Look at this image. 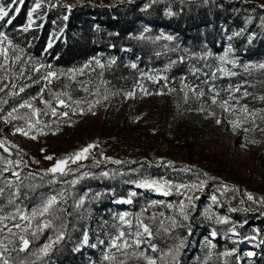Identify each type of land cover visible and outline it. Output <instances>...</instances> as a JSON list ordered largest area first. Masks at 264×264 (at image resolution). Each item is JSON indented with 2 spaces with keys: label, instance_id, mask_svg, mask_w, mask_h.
<instances>
[{
  "label": "trees",
  "instance_id": "obj_1",
  "mask_svg": "<svg viewBox=\"0 0 264 264\" xmlns=\"http://www.w3.org/2000/svg\"><path fill=\"white\" fill-rule=\"evenodd\" d=\"M26 1L28 2V0ZM210 1L212 2L211 5H203V0H165L164 4L160 3L158 0H155V3H153L152 0H131V2H129V0H120L116 4L117 6L111 7L109 5L82 6L84 8H81L79 13H73L78 10L69 13L67 9H64V14L69 18L67 21L62 19L58 22L61 24V27L64 28L63 36H61L64 37L65 40L59 43V45H61L60 54L56 52V46L53 48L51 47L52 49L50 48V61H52L51 63L53 64L62 65L63 68L68 69L69 67H72L70 66L72 63H74L73 67L75 65L82 66L92 57H100L105 64H107V61L110 58L115 57L116 64L112 65L111 68L106 67L101 69L93 62L91 68L86 69L81 76L82 78L91 77L93 79V82L90 83L91 85L96 83L94 79L98 78L100 72V75L102 76H99V79H101L103 82L102 85L104 86L101 87L100 90L102 88L106 89L105 96H107L106 100H108V103L118 106L121 103V97L124 96L123 93L130 90L137 79H141L138 76V70L130 67L131 63L135 62L138 66L139 62H142V56L144 57L145 55L150 54L151 58L149 57L150 60H147V66H143V68H146V71L149 72V74H154L151 70H163L164 64L168 63L170 59H176L177 56L183 55L185 56L183 63H177L167 72L163 73L167 76V80L159 81L156 84H158L166 94L169 93V91L167 87H164L165 84L174 89L172 92L180 93V95L178 94V97L172 96V106L175 109L173 114H185L177 116L179 118L178 120L181 121L183 125H193L196 132L208 133V131H211L210 127L206 125V123L201 122L204 111L202 114L198 109L203 107L212 111L214 107H219L220 109H218V111L220 112H217V114L224 113L219 103H212L210 97L215 93L208 91L210 86H214L219 92L220 95L218 100L228 99L227 90L230 85L232 87L239 86V104H246L249 110L257 104L259 105V95H261V92H264L263 84L259 85L257 82L253 85L251 82L248 84L247 76H251L250 73H252V68L250 71H245L244 68L240 66L232 68L231 64L221 65L218 59L219 56L225 55L226 49H230L227 56L230 58H232L234 54L238 56V65L246 64L247 61L250 62L247 63L250 65L264 62V22L261 21V17L264 16V10L258 6L248 5L247 3H239L236 5L233 3H222L218 0ZM9 2L10 0H0V3L4 6ZM33 2L28 3L27 8H24V10L19 12V14L21 13L20 16L18 14L14 17L13 26L7 29L9 35L20 34L23 39L22 42L26 41V43L31 39L33 32L29 31L24 33L23 31H13V28L24 24L25 18L21 17ZM51 3H56V0H51ZM145 4H148L149 6L145 8ZM44 9L48 13V18H50L49 15H52L50 13H52L53 9H48L47 5H45ZM248 16L252 17V22L245 23ZM46 19V17L43 18V20ZM53 25L54 24H52V26ZM145 28L149 29L145 35L151 39H135L134 37L139 36ZM86 29L95 33L92 35L93 38H99L96 46L93 43L94 46L92 48L94 50L89 44H85L83 50L79 49L78 46L70 45L71 42L74 43V41H77L74 37H76L78 32L81 30L87 31ZM235 33L240 34L234 35ZM250 34L251 39H249ZM167 35H171L173 41H166L163 39L155 40V37L157 36ZM37 38L35 37L33 44L39 41ZM93 41L95 40L93 39ZM103 45L106 47H104L103 50H100L99 47ZM118 45L119 48L115 49ZM176 46H179L176 52L168 50L175 48ZM95 49L98 50L95 51ZM139 49H142L141 52ZM185 49L188 51L185 52ZM156 52H160L161 55L157 57L155 55ZM76 53H79V56H75ZM193 53L196 55L193 56ZM202 53L211 54L207 61L201 58ZM194 66L201 69L196 75L191 71ZM221 66L235 71L237 75L231 77L221 76V74L217 72L215 78H211L212 70ZM138 69L141 70L142 66H138ZM256 71L263 70L258 69ZM254 74L252 75L253 77L259 78L261 76L260 72H255ZM181 76L185 78V84L189 86L193 84L196 85L197 89L203 90L205 95L199 96L197 92V95L193 96V89L191 87L184 88L181 85ZM144 79L147 81L146 78ZM99 84H101V82H99ZM35 89L36 87H32L29 91H34ZM245 91L249 93L248 96L243 95ZM185 92H187L188 95L187 102H185ZM87 93L97 96L96 92ZM87 93H83L81 97H88L89 95H87ZM79 99L82 100L83 98ZM229 103H235V101L230 100ZM55 106L56 104L53 105V107ZM172 122L173 118L170 116L171 125H173ZM166 128L163 129V131L168 133V128ZM184 129L185 125L183 130ZM147 148L148 146L143 145L138 148L139 152L137 153L146 152ZM148 160L131 158V160L126 161L125 164H117L116 166L90 167V169H85L82 173H92V175H82L75 185L71 184V178L70 184L64 181V186L57 182L54 184L50 183L47 178L43 180L39 178L38 180L32 181L26 172H22V169L19 170V181H17L20 186L23 183H27L29 187L30 185L37 186L35 190L31 191V196H34L36 192L39 191H42L45 196L63 192L65 195H63L65 201L63 207L66 210H68L67 208H70L69 200L71 196H69V194L72 187L73 191L74 188L78 190V195L80 196L88 194L90 197V205L85 207L87 210L86 213L83 212V216L86 217L88 210L94 209L95 212H99L97 220L95 219V222H97L91 225V234L94 238L88 239L89 244H97L98 240L105 241L104 245L97 246L99 248L98 255L95 251L91 250V247H88L87 244L84 245L80 243L83 239L84 229L87 230L85 228L87 222L86 218H84L76 221L80 226V229L75 236H71L72 240L65 245L61 243L56 247L57 249L54 247L55 250L54 252L52 251L53 253L50 252L48 254V259L44 258L45 260L42 261L41 259H37V257L29 255L26 257V254L30 251V247L26 252L19 253V256L21 258L29 259L32 264H92V259L97 261V259L99 260V255H103V249L107 246L109 237L107 234H116L113 222L116 221L120 213L128 211V213L132 214V217L135 219V214L140 213L142 208L147 207V211L143 213V219H146L145 215L151 214V216H153V214H157L158 216L161 212L165 214L164 218L166 219L167 216L172 214L167 208V204H178L179 200H181L179 194L174 190L170 192L168 197L166 196L167 198H163L153 189L138 188L133 181H139L143 178L151 177L171 180L174 183L188 184L198 178L206 179L203 176V174L206 173L204 170H195L192 166L187 165L188 167L193 168L194 171L187 172L182 171L184 165L176 164L175 161L172 162L171 166H167L165 164L162 165V163L158 164L156 159L153 160L148 157ZM13 169L14 168L11 167L7 172L11 177V171H13ZM105 171L109 173V176L102 177L100 174ZM197 173L200 174L199 177L196 175ZM206 181L209 180L206 179ZM211 183L212 182L207 183L206 186L212 187L213 184ZM0 187L5 189L4 193L0 195V208L6 206V204L10 207L8 205L9 192L15 190L12 188L10 189L7 183ZM130 192L136 193L135 196L131 197L133 202H123L129 199ZM19 193L18 197L22 196L24 191L19 188ZM95 193H100V197L91 198L94 197ZM160 198H163L164 200H160ZM223 200L224 199L221 200L223 208L217 207L214 210H209L206 208L207 202L201 199L200 204H195L196 208L193 210L190 220L184 222L185 227L179 228L180 231L178 233H181L183 236H190L192 234L193 236L199 235V237L203 236V240H211L216 246L215 253L235 248L236 253L227 258L229 264H237L235 260V256L237 255L240 257L239 264H264V216L260 215V209L252 212L245 211L243 214H237L235 216L233 215L229 224L221 225L216 223L214 217L217 215L225 216L227 211H229L230 207L227 204L228 202H224ZM17 201L24 202L21 198L19 200L17 199ZM17 201H14V203ZM151 201H163L164 204H157L153 207H148ZM28 205L29 206L26 207L31 208L32 202L28 203ZM22 206L24 207V205ZM202 213H205V215H202ZM208 213L212 214L213 219L208 218ZM159 218L160 217L158 216L154 227L159 226ZM233 225H235L237 231L241 233L240 239L233 237L232 234L227 231V229ZM189 226L191 229L190 235L188 234ZM213 230L218 233L214 238L210 235ZM254 234L257 235L256 240L242 239L244 235L250 236ZM54 235L55 232H53L51 228L44 229L39 237L35 239L34 246L40 247L44 244L45 239L48 241L49 236ZM69 236L70 233L66 231V237ZM1 240H4V243H8L7 239ZM160 240L163 241L164 246L165 242L168 243L166 244L167 246L172 243L170 239H166L164 236H155L153 242L158 244L160 250H164ZM145 246L149 253L159 258L160 251L152 253L151 248L147 245ZM74 248H81L84 251L86 250V254H92V258H90V260H86V258L82 259L80 250H74ZM196 251L197 250H191L192 253L187 252L186 258L192 257V255L197 256ZM244 251L253 252L254 255L248 257V252ZM215 253L209 261H205L202 255L198 256L197 259L199 262L197 261L193 264H200L201 261L205 264H224L223 258L218 259ZM15 254L17 255V253ZM182 264L188 263L182 262Z\"/></svg>",
  "mask_w": 264,
  "mask_h": 264
},
{
  "label": "rangeland",
  "instance_id": "obj_2",
  "mask_svg": "<svg viewBox=\"0 0 264 264\" xmlns=\"http://www.w3.org/2000/svg\"><path fill=\"white\" fill-rule=\"evenodd\" d=\"M33 1L34 0H28L27 2L25 0L23 5L17 6L20 7L21 10H24V8H27L28 3ZM119 1L120 0H56V3H71L74 5V10L72 9V12L78 10L77 12L73 13H79V10H81V8H84L82 6L86 7L87 5H109L111 7L117 6L116 4ZM158 1H160V3L162 4H164L165 2V0ZM218 1L226 4L233 3L236 5H238L239 3H247L248 5L258 7H260L261 4H264V0ZM202 4L206 5L204 2ZM207 4L211 5L212 2L209 0ZM0 5L2 4L0 3ZM64 9L65 8L63 7L54 8L52 13H50L52 15H49L50 18L46 16V20H38L37 24L39 26H34L29 30L32 31L33 34L31 39H29L27 43L26 41L22 42L23 39L20 34H10L14 42L23 46L26 52L30 53L31 58H34L36 61L42 64L52 65L53 71L58 72V70L60 69L65 70L64 75H59L58 73V78H52L51 84H48L47 87H45V82L40 81L39 77L36 76V74L33 72L25 71L24 75H20L19 73L21 69L19 64L13 65L8 73L0 70V77L5 75H7L8 77L7 79H0V88H5V86L7 85L5 91L0 92V102L4 100L8 101L7 104H3L2 106H0V114L6 115L7 111H9L12 107L16 106L23 100H27L29 99V97L36 96V94L42 87H45V91L41 95H43L44 99L50 101L51 107L56 104L55 107L57 108L58 112L65 111L68 113L66 117H61L59 115L53 117L51 115L49 107L41 104L39 102L40 97H37L36 100L32 101L33 105L41 109L42 112H48V115H42L40 117L42 122L40 125V131L32 130L29 136H23L19 133H16L13 126H23L27 130V125L24 121H12L11 124H5L3 120H0V140H3L5 147L8 148V151H5L3 147H0V186L6 184L8 180H11L13 185L12 189L16 190V187L18 186L21 190L24 191L22 196L18 197V200L21 198L24 202L17 201L16 203H18L22 208L25 207L30 211L31 208L26 207L29 206L28 203L32 202V205L38 203L39 197L43 195V192L39 191L36 192L34 196H31V191L33 190V188L29 187L27 183L21 184V186L23 187L22 188L19 185L17 179L13 178V176L11 177L10 175H8L7 172L2 171L4 167L7 166L9 167V169L13 167V171L16 168L15 171L17 172L22 169V172H26L28 175L30 173H34L35 175H29L31 180H38L39 178L41 179V177L44 176L42 170L50 167L56 159L73 154L87 144L94 143L97 146L89 150L85 159L79 160L74 164L71 162L67 164V168L74 169V171L64 176H60L59 174H57V183L64 186V181H66L70 184L71 178L73 179L77 176L81 177L80 174L85 171V169H90V167H108L110 165L116 166L117 164H125V162L131 160V158L148 160L149 157L153 160H157L158 158L163 157L164 161H175L176 164L192 166L195 170H204L208 174L206 179H208L209 181H206L204 189L198 190L194 193L195 196L198 197V199L194 201L196 205L200 204V200L203 199V201L205 200V202H207L206 208H208L209 210H214L217 207L223 208V206L221 205V200L224 199L223 201L228 202L227 204L230 208L241 209L239 211H235L237 213L227 211L225 216L229 217L230 220L233 215L235 216L237 214H243V212H245L243 210L244 208H249L247 212L259 210L260 206L247 201L246 197L243 196V193L245 191L251 192L257 199L264 196V131H261V129H264V119H261V113H258L256 117L257 128L250 130L248 133H244L242 128L233 130V126L228 121L229 119H234L235 117H232L229 113L224 112L218 115L217 112H220L218 111V109L220 108L214 107L212 112H214L215 115L209 116L207 114L209 110L205 108L204 114L203 111H201V113L203 114L201 122L206 123V125L210 127L211 131H208V133H199L196 132L193 125L187 124H184L185 129L183 130L184 125L183 123H181V121L178 120L179 118L177 116L183 115L184 113L173 114L175 109L172 106V96L178 97V94L180 95V93L169 92L166 94L158 84L148 80L146 81L144 78H141L139 76V72L138 76L143 82L145 81L144 84L147 86L150 92L154 93L156 90L160 89L162 90L163 94H153L145 96L140 93L138 88L136 89V94L134 97L125 98L124 96H122L121 103L118 106L108 103V100L104 99L106 89L102 88L100 90L101 87H104L102 85L103 82L101 81V79H99V76H102L100 75V72L98 78L94 79L96 83L90 85V83L93 82V79L91 77L82 78L80 74H77L73 78L71 73H67V68H63L62 65L53 64L51 63L52 61H50V48H48L47 45L49 43L50 35L53 32H59V28H61V24H59L58 21L62 20L65 16ZM27 11H25V13H23L21 17L25 18L24 24L26 23L27 19ZM44 11L46 10L44 9ZM12 14L14 17L18 15L14 11ZM20 15L21 13L19 14V16ZM53 20H55V23H53ZM52 24L54 25L52 26ZM86 30L87 31H79L76 37H74L77 39V41H74V43L71 42L70 45L76 47L78 46L81 50H83L85 44H89L91 48L94 45L96 46V44H98L99 38H93L92 35H94L95 33L89 31L88 29ZM61 35L63 36V33H59L58 38L54 39L52 43V48L56 46V52H58L59 54L61 51V45H59V43L65 40ZM35 37H38L37 40L39 41L33 44V40L35 39ZM93 39L95 41H93ZM104 47L106 46L103 45L99 48L100 50H103ZM118 48L119 45L115 49ZM96 50L98 49H95V51ZM141 50L142 49H139L140 52ZM75 56H79V53H76ZM149 57L150 54L145 55L144 57L142 56V62H139L138 65L142 66L141 70L145 72L147 71L146 68H143V66H147V60H150L151 58ZM228 58H235L237 60L239 57L234 54L232 58ZM24 59H29V57L26 56L24 57ZM247 63L250 62L247 61ZM73 65L74 63H72L70 65L72 67L69 68H73ZM24 67L27 68L28 65H25ZM74 67L79 68L81 66L75 65ZM252 69V73H250L251 76H247L248 84L251 82L253 85L257 82L259 85H264V70L256 71L258 70L257 68ZM13 72L15 73V75H13ZM255 72H260L261 76L259 78L253 77L252 75ZM30 77H35L37 82H33V79H31ZM81 82L88 85L89 91L84 90ZM99 82H101V84H99ZM12 83L16 84L15 88L12 87ZM24 85H27V87L24 88L23 92H20L19 88ZM32 87H36V89L34 91H29V89ZM49 90H51V94ZM94 90H98V92L102 93H99V95L97 96L87 93L95 92ZM9 92H16L17 95H8ZM64 92H67L68 96H63L62 94ZM83 93H87V95L89 96L81 97ZM261 96H264V92H261V95H259V97ZM57 98H63L67 104L71 105V107L65 108L63 106L57 105ZM79 98L83 99L80 100ZM97 100H99V103H97ZM75 101H79L80 104L77 105ZM89 103L92 104L91 110H89ZM72 107H75L77 109L75 113L72 112ZM80 108L84 109L83 113L80 112ZM252 109L264 111V101L260 100L259 105L257 104ZM18 111L20 114H24L28 112V109H19ZM170 116H172L173 118V125L170 124ZM136 117L140 118L136 119ZM217 118L222 120L220 124H217L215 122ZM249 120H251V118H249ZM44 124H47L48 127H44ZM245 126L250 127V124ZM166 127L168 128V133L163 131V129H165ZM32 136H36V139H32ZM252 140H255L257 142L251 143L250 141ZM143 145L148 146L146 152L144 151L142 153H137L139 152L138 148ZM17 153H19V155H17ZM101 153H103L104 157H111L112 159H102ZM46 155L53 156V160H46ZM18 159L22 160L23 163L20 165H15V161ZM7 160H12L14 162L13 165H7ZM97 161H99V163H97ZM114 161H121V163H115ZM162 165L164 164L162 163ZM50 177L51 174H48V177H45L44 179L47 178L48 182H50ZM209 182H212V187L206 186ZM221 184L227 186L226 191L220 188ZM72 189L73 187L70 189L69 194V196H71L69 200L70 208H67L68 210L65 211L64 221L65 231L70 233V236H65V239L59 244H53V247L51 251H49V253L52 251L54 252L55 248L61 243L65 245L72 240L71 236H75V234L80 229V226L76 223V221L79 219L86 218L87 223L85 228L87 230L84 229V231H88V239L94 238V236L91 234V225L97 222H95V219L97 220L99 212H95L94 209L88 210L86 217H84L83 212L86 213L87 210V208L85 207L90 205L89 198L86 199L85 203L82 206H75V201L79 199L80 195H78V190L76 188H74V191ZM156 193L160 194V196H162L163 198H167L169 196L167 195L166 197L165 195L157 191ZM178 194L181 199L184 198L182 193ZM192 194L193 193L189 192V195ZM212 195H217L219 197L218 203H212V201L210 200V196ZM163 198H160V200H164ZM242 199L245 201L244 204L240 203ZM22 205H24V207ZM2 208L5 212L13 211V208L11 206L8 207L7 204ZM192 213L193 211H191V215ZM145 216V220L147 221V218L151 217V214ZM118 217L116 221L113 222V225L119 223ZM134 220L135 219L133 218V221ZM13 223L14 221L11 220H7L4 222L5 227L3 229H0V240H8L7 228H10L11 224ZM57 223L59 222L57 221ZM33 226L35 227V223L33 224ZM13 230L15 231V229ZM51 230L55 232L54 229ZM174 231L177 235H181V233H178L180 231L179 228L175 229ZM107 236L109 235L107 234ZM185 237H187L186 246L181 251V254L179 256L180 264H182V262H187L188 264L196 263L198 261V256L202 255L204 257L207 254V241L203 240V236L199 237V235L193 236L192 234ZM2 241L4 243V240ZM45 242H47L46 239L44 243ZM160 243L163 246L164 250L168 246H170L166 245L168 244L167 242L164 243V246L163 241L161 240ZM4 244L8 245V243L6 242ZM34 244L35 239L30 244V251H28L26 257L28 255L33 256L32 252H35V250L39 248L34 246ZM8 246L10 247V245ZM87 246L91 247V244L88 243ZM215 249L216 246L213 249L214 253L216 252ZM78 250H80L81 252L82 259L86 258V260H90V258H92V254H86V250V252L81 248H78ZM91 250L95 251L96 254L99 252L98 247H91ZM141 250L146 252L148 255H152L151 253H149L147 247L144 244L141 245ZM191 250H197V256L192 255V257L186 258L187 252L192 253ZM12 255L16 256L15 252H13ZM99 256V260L97 259V261L95 259H92V264H107V262L102 261L103 255ZM44 258L48 259V255L43 256L40 259L43 261L45 260ZM200 264L205 263L201 261Z\"/></svg>",
  "mask_w": 264,
  "mask_h": 264
},
{
  "label": "snow or ice",
  "instance_id": "obj_3",
  "mask_svg": "<svg viewBox=\"0 0 264 264\" xmlns=\"http://www.w3.org/2000/svg\"><path fill=\"white\" fill-rule=\"evenodd\" d=\"M25 0H10V2L4 6L0 5V70H2L5 73H8L13 65L20 66V75H24L25 71L33 72L36 74V76L39 77L40 81L45 82V87H47L48 84H51L52 78L56 77L58 78L59 75H64L65 70L60 69L57 71H53L52 65L42 64L38 61H36L34 58L30 57V53L26 52L25 48L21 46L20 44L14 42L13 38L9 35L8 28L13 26L14 22V16L13 11L17 14L21 11V8L17 5H23ZM131 2V0H129ZM153 3H155V0H152ZM205 4L209 2V0H203ZM45 5H47L48 9H54L58 7H63L67 9V11L70 13L73 9V4L71 3H51V0H34V2L31 4V6L28 8L27 11V19L26 23L23 25H18L13 28V31H23V32H29L30 29H32L34 26H39L37 24V21L40 19H43L47 16V12L44 11ZM149 5L145 4V8H147ZM260 8L264 9V4L260 5ZM12 10V11H10ZM171 14V13H169ZM68 16L65 15L63 17L64 21L68 20ZM261 21L264 22V16L261 17ZM252 22V17L248 16L245 23ZM55 23V21H53ZM64 28H59V32H53L50 35L49 43L47 45L48 48L52 47L53 40L58 38L59 33H63ZM149 31L148 28H145L143 32L139 34V36L134 37L138 40H148L151 39L150 37L146 36L145 33ZM240 33H235L234 35H239ZM166 40V41H173V37L171 35L167 36H157L155 37V40ZM249 39H251V34L249 35ZM114 46V45H113ZM167 47V46H165ZM179 46H176L175 48L168 49L169 51L176 52L177 48ZM230 49L225 50V55L219 56L218 59L221 63V65L224 64H231L232 68H236L238 66L243 67L245 71H250L251 68H258L261 70H264V63L250 65V64H243L238 65V62L235 58L229 59L227 56V53ZM185 52L188 50L185 49ZM155 55L159 57L161 55L160 52H156ZM196 54L193 53V56ZM210 53H202L201 58L205 61L208 60ZM29 57V59H24V57ZM185 59V56L180 55L177 56L176 59H170L168 63L164 64L163 70H157L153 69L151 70L154 74H149L148 72H145L143 70H139L137 63L133 62L130 64V67L132 69H137L139 72V76L141 78H146L148 81H151L153 83H157L159 81H166L167 76L163 73L167 72L170 68H172L177 63H183ZM95 63V65L101 69H104L106 67L111 68L112 65L116 64V58L112 57L107 61V64L100 58V57H92L87 61L85 64H83L81 67L76 68H68L66 71L67 73H71L72 77L74 78L77 74L83 75L84 71L86 69H90L92 63ZM28 65L27 68L24 66ZM192 73L194 75L198 74L201 69L197 67H193L191 69ZM219 72L221 76H236L237 73L235 71H232L230 69H226L225 67L221 66L219 68H214L212 70V77L215 78L216 73ZM46 73V74H42ZM13 75L15 73L13 72ZM7 75L0 77V79H7ZM33 79V82H37L35 77H30ZM180 83L184 88L191 87L193 89V96L197 95V92L199 96H204L205 93L203 90H198L196 85H187L185 84V78L183 76L180 77ZM82 87L85 91H89V87L86 84H83L81 82ZM7 85L5 86V88ZM12 87L15 88L16 84L12 83ZM27 87V85L21 86L19 88L20 92L24 91V88ZM45 87L40 88V91L36 94V96L29 97L27 100H23L16 106L12 107L9 111H7L5 114H0V120H3L5 124H11L12 121H24L27 125V130L23 126L15 125L14 131L16 133H19L23 136H29L32 130L40 131V125H41V119L40 117L48 115V112H42L41 109L35 107L32 103V101L36 100L37 97H40L39 102L41 104H44L49 107L51 115L53 117L59 115L61 117H66L68 115L65 111H59L56 107H51L50 101L44 99L42 93L45 91ZM164 87L168 88L169 92L174 91L173 88L168 87L166 84ZM5 88H0V92H4ZM139 88L140 93L143 95H162V90L158 89L154 93L150 92L147 88V86L143 83L141 79H137L135 81V84L133 87L125 91L123 93L125 98L134 97L136 94V89ZM97 95L98 90H94ZM208 91L211 93H215L210 97L213 104L219 103L220 107L222 108L223 112L229 113L232 117H235L234 119H229V123L233 126V130L242 128L244 133H248L250 130L257 128L256 124V117L258 113H261V119H264V111L258 110V109H252L249 111L248 106L240 105L239 104V93L240 88L229 86L227 90L228 99L218 100L219 92L215 89L214 86H210L208 88ZM51 94V90H49ZM8 95L14 96L17 95L16 92H9ZM63 96H68L67 92H64L62 94ZM244 96H248L249 93L245 91L243 93ZM104 99H107V96L104 97ZM261 101H264V96L259 97ZM188 100L187 92H185V102ZM235 101V103H229V101ZM8 101L4 100L0 102V106L3 104H7ZM57 105L63 106L65 108L71 107V105L67 104L63 98H57L56 100ZM77 105L80 104L79 101H75ZM97 103H99V100H97ZM92 104L89 103V110H91ZM19 109H28L27 113L20 114ZM72 112H76V108H71ZM81 113H83L84 109H79ZM199 111H205V108L201 107L198 109ZM207 114L209 116H214L215 113L212 111H208ZM140 117H136V119H139ZM251 118V120H249ZM217 124H220L222 122L221 119L217 118L215 120ZM245 126V125H249ZM44 127H48L47 124H44ZM261 131H264V129H261ZM32 139H36V136H32ZM251 143H256L257 141L252 140ZM94 143H89L83 148L77 150L73 154H70L68 156L58 158L55 160L54 163L51 164L50 167L43 169L42 172L44 173V176L41 177V180H43L45 177H48V174H51L50 177V183H56L57 182V174L60 176H64L72 171L74 169L67 168V164L69 162L76 163L79 160H83L86 158V155L88 154L89 150L96 147ZM0 147H3L5 151H8V148L5 147L4 141L0 140ZM43 151V149H42ZM19 155V153H17ZM102 159L111 160V157H104L103 153H101ZM46 160L52 161L53 156L46 155ZM115 163H121V161H114ZM12 160H7L6 164L11 166L13 165ZM23 161L18 159L15 161V165L22 164ZM99 163V161H97ZM157 163H163L167 166L172 165V161H164L163 157H160L157 159ZM10 169L9 167H4L2 169L3 172H8ZM182 171L192 172L194 171L193 168L184 166L182 168ZM12 176L15 177L19 181V175L17 171H12ZM30 176L35 175L34 173H30ZM82 175H92V173H82ZM102 177L109 176L108 172H102L100 174ZM199 177V173L196 174ZM203 176L206 178L207 173H204ZM80 178V176L74 177L71 180V184L75 185L77 183V180ZM136 183L138 188H146V189H153L157 192L162 193L163 195L167 196L170 194L171 191H175L177 193H182L183 199L179 200L178 204H168L167 208L172 213L171 215L167 216L166 219L165 214L163 212L159 213L158 216L160 217L158 220L159 226L154 227L155 222L158 219L157 214H153V216L148 217L147 221L143 219V213L147 211L146 208H142L140 213L135 214V220L133 221L132 214L127 212H122L119 214L118 220L119 223L114 225L116 234L108 233L109 240L107 242V246L103 249V256L102 261L107 262V264H180L179 256L181 254V251L186 246V239L187 237L183 235H177L174 231L178 228L185 227L184 222L190 220L191 211L195 210L196 205L194 201L198 199V197L195 196V192L198 190H203L206 184V179H197L194 180L188 184L184 183H174L171 180H164L163 178H143L139 181H133ZM8 187L11 189L13 187L12 181H7ZM30 187L35 190L37 187L36 185H30ZM220 188L223 190H227V186L221 184ZM5 189L3 187H0V195L4 193ZM189 192L193 193L192 195H189ZM19 187H16L15 191L9 192V199H8V205L13 208V211L5 212L3 208H0V229H3L5 227L4 222L7 220L14 221V223L11 225L10 228H7L8 232V245H5L2 240H0V264H32V262L27 258H21L19 256V253H24L26 250H29L30 244L32 241L39 237L40 233L44 231V229H54L55 235L49 236L48 241L45 242L41 247L37 248L35 252H32V255L37 257V259H40L43 256H47L49 251H51L53 244H59L61 241L65 239L66 231H65V211L66 209L63 207L65 204V201L63 199L64 193H57V194H51V195H41L39 197L38 203H35L32 205L30 211L26 208H22L18 203H14V201H17L19 196ZM223 194V193H221ZM100 193H95L94 197L91 198H98L100 197ZM136 193L130 192L129 193V199L123 201L125 203H132V196H135ZM243 196L246 197V200L249 202H252L258 206H260V215L264 216V196L259 197L258 199L253 196L251 192L245 191L243 193ZM90 198L88 194L82 195L79 197L78 200L75 201V206L80 207L82 206L86 199ZM210 200L213 204L218 203L219 197L217 195L210 196ZM241 204H244L245 201L242 199L240 201ZM157 204L163 205V201H151L148 205V207H153ZM241 209L238 208H229V211L235 212L239 211ZM244 211H248L249 208H244ZM202 215H205V213H202ZM208 218L213 219V216L211 213H208ZM217 224L221 225H227L229 224L230 218L227 216H215L214 217ZM57 221L59 223H57ZM35 222V227H33V224ZM15 229V231L13 230ZM228 232L232 234L233 237H236L237 239L241 238V233L237 231V228L235 225L229 227L227 229ZM188 234H191L190 226L188 228ZM88 231H84L83 233V239L80 241L81 244H88ZM161 235L164 236L166 239H170L172 241L171 245L168 246L165 250H160L157 243L153 242L155 236ZM211 237H216L218 235L217 231L213 230L210 233ZM243 240H256L257 235H244L242 237ZM18 241V244H17ZM99 245H104V240H99L97 244H91V247L96 248ZM147 245L151 248L152 253H156L157 251H160V256L157 258L155 255H148L146 252L141 250V245ZM215 248V245L212 243L211 240L207 241V254L204 256L205 261H209L210 258L214 255L213 249ZM74 250H78V248H74ZM17 253L16 256H13L12 253ZM236 253V249L232 248L230 250H226L223 252L215 253V255L219 258H223L224 264H229L227 258L233 256V254ZM254 255L253 252H248L247 256L252 257ZM235 260L237 264H239L240 257L237 255L235 256Z\"/></svg>",
  "mask_w": 264,
  "mask_h": 264
}]
</instances>
